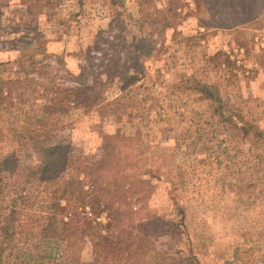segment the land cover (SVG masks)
Here are the masks:
<instances>
[{"label":"rangeland","instance_id":"374dc122","mask_svg":"<svg viewBox=\"0 0 264 264\" xmlns=\"http://www.w3.org/2000/svg\"><path fill=\"white\" fill-rule=\"evenodd\" d=\"M183 2L188 12L197 14L179 27L176 37L168 32L167 51L147 60L146 73L127 80L106 79L93 111L54 117L52 125L59 131L41 143L59 141L80 156L88 170L101 156L107 134L121 130L134 135L138 126L129 115L138 124L141 111L149 110L151 118L140 130L156 134L163 160L159 153L154 158L162 162L158 165L169 162L166 172L179 182L180 191L172 199L168 183L150 179L156 191L147 206L176 221L182 216L181 206L187 225L159 233L150 261L168 258L189 264L190 255H195L202 264H264V171L259 173L264 170V141L231 128L206 98L182 88L183 82L189 87L185 80L192 76L218 81L227 105L264 130V3L258 2L254 19L248 20L245 1L240 23L223 28L211 23L210 11L219 16L230 13L224 0ZM136 4L137 0H0V63L18 56L23 35L40 32L48 52L64 55L67 67L78 72L76 54L93 44L95 35L119 12L132 13ZM224 64L230 67L227 72ZM157 102L173 117L170 122H157ZM29 107H24L27 113ZM37 108L41 116L43 104ZM25 117L23 108L0 112V154H12V168L22 174L30 171L36 152L33 144L21 147L16 142ZM144 142L143 136L130 151L135 153ZM81 256L91 259L89 243ZM21 260L12 257L6 264H22Z\"/></svg>","mask_w":264,"mask_h":264},{"label":"trees","instance_id":"16d2710c","mask_svg":"<svg viewBox=\"0 0 264 264\" xmlns=\"http://www.w3.org/2000/svg\"><path fill=\"white\" fill-rule=\"evenodd\" d=\"M183 1L137 0L132 13L119 12L107 29L95 35L93 44L76 54L78 72L67 67L64 55L48 52L47 40L40 32L23 35L18 56L0 63V112L23 108L26 117L15 134L16 142L21 147L33 144L36 149L30 171L24 174L12 168V154H0V264L12 257L22 259V264H153L150 256L156 236L187 228L181 206L178 221L147 206L156 191L150 179L168 183L172 199H177L180 191L179 182L166 172L169 162L165 159V166L158 165L162 162L154 158L161 145L156 134L140 130L141 123L151 118L149 110L141 111L138 124L136 117L129 115L138 126L134 135L121 130L107 134L101 156L88 170L80 156L59 141L41 143L59 131L53 127L54 117L93 111L106 79L120 76L127 80L146 73L147 60L167 51L168 32L173 31L176 37L179 27L197 14L188 12L189 5ZM224 1L223 7L230 13L219 16L207 9L211 23L223 28L240 23L245 1L248 20L254 19L258 2L264 3ZM228 68L224 64L225 72ZM185 81L189 87L183 82L182 88L206 98L222 122L264 141V130L227 105L218 81L203 82L196 76ZM39 103L43 104L41 116ZM153 105L158 108L157 122L172 120L164 106ZM143 136L147 144L131 152ZM88 243L92 256L87 261L81 253ZM156 264L182 263L166 258ZM189 264L202 263L190 255Z\"/></svg>","mask_w":264,"mask_h":264}]
</instances>
